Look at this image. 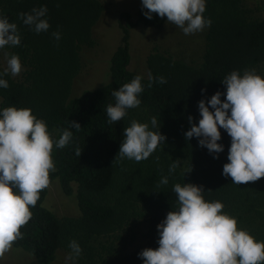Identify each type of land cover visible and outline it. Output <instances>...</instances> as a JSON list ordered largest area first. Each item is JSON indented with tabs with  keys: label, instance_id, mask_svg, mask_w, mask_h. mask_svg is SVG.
<instances>
[{
	"label": "trees",
	"instance_id": "1",
	"mask_svg": "<svg viewBox=\"0 0 264 264\" xmlns=\"http://www.w3.org/2000/svg\"><path fill=\"white\" fill-rule=\"evenodd\" d=\"M259 1L264 8V0ZM42 6L48 9L50 28L37 34L19 14ZM103 10L100 0H0V15L15 22L21 36L20 45L2 50L8 57L18 55L24 67L21 78L3 77L9 87L0 88V111L9 106L30 108L46 122L54 140L65 129L73 133L69 145L54 146L56 170L50 179L57 180L65 196L74 195L79 210L76 216H58L43 205L48 188L43 190L31 209V220L21 228L23 238L13 247L28 252L34 264H54L57 252L69 254V243L76 240L83 251L71 264H143L139 253L159 247L157 226L178 208L176 183L203 186L207 201L222 202V211L237 218L239 228L264 241V178L238 185L222 174L231 145L224 129H220L218 143L224 151L219 158L201 147L198 138H185L191 127L188 117L196 124L201 118L199 101L210 100L217 91L226 94L222 79L228 73L254 69L264 76V18L247 6V0H206L204 17L212 23L205 27L200 59L187 61L154 47L146 57L147 73L142 75L129 67L131 29L139 25L159 29L166 17L154 13L148 19L141 7L132 19L124 11L120 41L108 59L109 80L72 96L73 82L82 68L81 53L95 45L92 30ZM56 31L61 34L58 41L52 36ZM149 73L163 76L167 83L154 80L149 88ZM136 75L143 77L141 104L128 109L121 121L109 124L106 109L115 103L112 92ZM223 94L222 100L226 99ZM152 117L157 128L151 126ZM133 120L148 123L166 141L141 162L127 158L113 162L125 139L123 131ZM71 121L79 122L81 128L70 127ZM176 160L179 166L170 173ZM163 176L169 182L158 188Z\"/></svg>",
	"mask_w": 264,
	"mask_h": 264
},
{
	"label": "clouds",
	"instance_id": "2",
	"mask_svg": "<svg viewBox=\"0 0 264 264\" xmlns=\"http://www.w3.org/2000/svg\"><path fill=\"white\" fill-rule=\"evenodd\" d=\"M142 6L148 19L154 13L166 17L169 24L185 35L201 32L212 23L204 17L206 0H142ZM47 12V7L42 6L28 13L21 12L19 17L24 25L39 34L50 28ZM52 36L57 41L61 38L59 31ZM20 44L17 24L0 15V49ZM21 71L19 56L11 55L7 67L0 73V88L9 87L4 76L16 77ZM142 80L141 75H136L112 92L115 103L106 109L109 124L121 121L128 109L139 107V95L144 91ZM154 80L167 83L163 76L155 78L149 73V88ZM222 83L226 85V94L217 91L210 100L199 101L201 118L196 124L188 117L191 127L185 138H198L201 147L219 158L224 151V145L218 143L222 138L220 129H224L231 145L222 174L238 185L256 182L264 178V76L254 69H245L243 74L233 70ZM222 94L226 99H221ZM150 123L152 128L158 127L155 117ZM70 127L79 130L81 125L71 121ZM123 135L125 139L113 162L125 158L141 162L166 141V136L150 130L148 123L135 120L124 129ZM72 140L73 133L67 129L54 140L46 122L34 116L30 108L9 106L0 111V259L23 238L21 228L31 220V209L37 205L41 192L51 185L50 173L56 170L54 146L63 149ZM81 153L77 146L76 155L80 157ZM178 166L179 160L174 161L169 172ZM191 171L192 168L188 170ZM168 182V177L163 176L157 187ZM173 192L178 208L168 212L157 226L159 247L145 248L139 253L143 264H264V241L239 228L237 218L222 211L225 207L222 202L207 201L203 186L176 183ZM69 248L66 264L83 251L76 240L70 241Z\"/></svg>",
	"mask_w": 264,
	"mask_h": 264
},
{
	"label": "rangeland",
	"instance_id": "3",
	"mask_svg": "<svg viewBox=\"0 0 264 264\" xmlns=\"http://www.w3.org/2000/svg\"><path fill=\"white\" fill-rule=\"evenodd\" d=\"M104 6L103 13L92 30L95 45L84 49L81 53L82 68L75 78L71 95H77L81 90L92 89L103 85L109 80V57L116 49L120 41L121 13L128 12L132 19L136 18L138 9L142 6V0H100ZM247 6L254 10L255 14L264 18L263 4L259 0H247ZM206 28L190 35L175 25L166 21L159 28L139 25L131 29L130 36V69L142 75L147 73L146 57L154 47L169 51L172 55L187 61L199 60L204 49V34ZM9 57L0 49V67L6 68ZM21 73L14 78H21ZM263 76V74H260ZM81 91V92H82ZM43 205L52 210L58 216H76L79 214L74 195L65 196L57 180L51 182ZM142 227L139 232L141 233ZM140 242L142 237L139 236ZM68 253L59 250L54 264H66ZM0 264H34L33 257L22 249L12 247L11 251L0 259ZM71 264V261H68Z\"/></svg>",
	"mask_w": 264,
	"mask_h": 264
}]
</instances>
